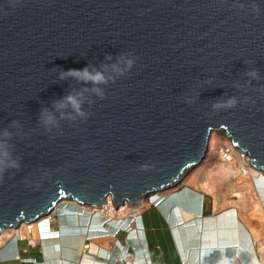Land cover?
Returning <instances> with one entry per match:
<instances>
[{"label":"water","instance_id":"obj_1","mask_svg":"<svg viewBox=\"0 0 264 264\" xmlns=\"http://www.w3.org/2000/svg\"><path fill=\"white\" fill-rule=\"evenodd\" d=\"M119 53L135 64L104 99L84 93L94 100L84 105L88 119L46 132L42 108L91 89L60 73L91 66L117 76ZM252 68L261 80L249 88ZM261 85L264 0H0V147L20 162L0 179V233L46 218L65 199L97 206L111 195L118 208L173 188L204 159L213 131L264 176V95L253 89ZM230 96L255 102L212 112Z\"/></svg>","mask_w":264,"mask_h":264},{"label":"crops","instance_id":"obj_2","mask_svg":"<svg viewBox=\"0 0 264 264\" xmlns=\"http://www.w3.org/2000/svg\"><path fill=\"white\" fill-rule=\"evenodd\" d=\"M256 189L262 193L257 185ZM261 201L262 214L258 211L250 226L237 208L211 201L188 185L152 202L133 219L121 221L65 203L58 217L66 226L74 222L72 227L58 233L56 218L55 234L42 236L38 230L23 241H4L0 264H132L128 257L126 262L119 261V244L133 246L129 255L146 257L152 264H264V195ZM108 221L132 226L130 236L122 231L118 237L89 232L91 224L102 226ZM89 238L90 249L85 251Z\"/></svg>","mask_w":264,"mask_h":264},{"label":"clouds","instance_id":"obj_3","mask_svg":"<svg viewBox=\"0 0 264 264\" xmlns=\"http://www.w3.org/2000/svg\"><path fill=\"white\" fill-rule=\"evenodd\" d=\"M18 2H20V0H18ZM224 2H227V0H224ZM233 6L236 7V3H234ZM251 8H252L253 13H255L256 15L260 14V9L257 4L255 3L252 4ZM238 9L243 10L244 4L239 3ZM105 59L111 60L112 59L111 54H107L105 56ZM121 63L123 65V68L122 70H119V66L121 65ZM134 64H135V59L132 56H130L129 54H125V53H119L117 56V62L112 65L113 69L117 70V76H114V77H105V75L100 71H96V70L90 71L89 68L91 66L85 67L83 69H69L67 71H62L59 75V79L65 80V79L71 78V79L76 80L78 83H81L84 85H91V89L84 88L75 93L70 92L68 95L61 97L59 100H54L52 102L51 110L48 108L41 109L37 122L41 126H43L46 132H52L53 129H56L58 131L60 130V120L67 119L73 122H76L77 120L86 121L90 113L84 110V105L85 103H88L89 106H91L94 103V100L86 101L84 98V93L90 90L95 95V97L99 99H104L105 98L104 88L108 86L110 83H115L117 78L125 76L133 68ZM245 76L248 78L246 85L249 88L251 87L252 81H256L257 83H259V81L261 80L259 70L255 68L247 70L245 72ZM234 87L237 88V91H241V88L239 86L234 85ZM253 89L256 92H259L261 95H264V85H261L260 87L253 88ZM193 102L194 101L192 99H187L185 101L186 104H192ZM254 102L255 101H253L251 97H248V96H244L243 98H238L236 96H230L227 99H217L214 103L211 104V110L213 113H219L221 111H228V110L236 109L238 104H242L246 106L249 103H254ZM68 109H71L74 115H71V116L65 115V112ZM56 112L60 113L59 120L56 118V115L54 114ZM12 123L17 124L18 122L14 121ZM152 168H153L152 165L142 164L140 165L139 171L148 172V171H151ZM9 169H14L16 172L20 171V162L18 159L13 158L12 152L7 146L0 147V179L3 178V174L7 172ZM258 179H262V177ZM254 185L256 187L255 182H254ZM149 201H151V199ZM59 208L57 209V212L59 211ZM60 212L61 210L59 211V213ZM58 214H57V218H58ZM45 221H48V219L41 218L38 221L39 222L38 227L42 231V233L39 232V234L42 236L47 235V234H55L54 232L48 231L51 228V224L49 223V221L47 223H45ZM107 224L109 223L106 222V224L102 226H96V227H92L93 225L91 224L89 228V232L90 233L98 232L102 236L111 235L110 230L106 229V227H108L106 226ZM127 227H129V225ZM124 228L125 227L118 225L116 226L115 229H117V231L120 232ZM129 231L132 232V230L128 228L127 236H130L131 234L129 233ZM57 232L59 233L61 232V230L58 229ZM99 264H111V262L104 261Z\"/></svg>","mask_w":264,"mask_h":264},{"label":"rangeland","instance_id":"obj_4","mask_svg":"<svg viewBox=\"0 0 264 264\" xmlns=\"http://www.w3.org/2000/svg\"><path fill=\"white\" fill-rule=\"evenodd\" d=\"M221 136H223V134H221ZM217 151L218 150H215V151L210 150V147L208 146L206 155L204 159L202 160V162L198 164L195 168L190 170L188 173L183 175V177L180 179L179 183L175 185V187L161 191L159 195L150 196L149 198L143 197L142 199L144 200V203H142V205L129 204V206H132V208L126 216L122 215L121 217H117V216L111 217V215H109L108 212L98 213V212H93L92 210H89V209L88 210L90 211L91 214L103 216L108 220H112V221L127 220L130 217H134L137 214H141L145 210V208L149 204H151L154 200H155L154 202H158V199L167 195L168 193L176 191L188 185L190 187H196L200 192L204 193L207 199L211 201H214L218 204H226L228 205V207L230 206V207L237 208L241 214V217L244 223L250 226L252 217H254L255 219L256 215H258V211L259 213L262 214V209L260 210L259 206L263 207L261 197L262 195H264V190L261 193V191L259 192L255 187L256 191L254 190L252 191L249 188V185L250 184L254 185V182H255L254 179H258L262 177V179L264 180V176L262 175L261 172H259L261 174L258 177H252L251 180H248V181L244 179L243 176H239L238 178H231L228 174V171H226L225 169V167L226 168L228 167L227 166L224 167L223 164L221 165V163L220 164L216 163L217 160L214 157L218 156ZM153 198L155 199L149 201L150 199H153ZM63 204L65 203L63 202L62 204H60L59 207H61ZM58 213L59 211L57 212V210H55V212H53L51 216L44 218V219H48L49 223L52 226L48 230L49 232L56 231V230H53V225L55 226V219L57 218ZM109 222L110 221H108L107 223ZM37 224L39 225V222ZM131 227L132 226H130L129 228ZM39 232L42 233L40 228H39ZM32 233L34 232L32 231ZM129 233H131V231H129ZM0 236H2L1 233H0ZM11 239L12 238H10L9 240ZM89 240L90 238L87 239L88 242L86 243V245L89 248L85 251H89L90 249ZM85 247L86 246H84V249Z\"/></svg>","mask_w":264,"mask_h":264},{"label":"bare ground","instance_id":"obj_5","mask_svg":"<svg viewBox=\"0 0 264 264\" xmlns=\"http://www.w3.org/2000/svg\"><path fill=\"white\" fill-rule=\"evenodd\" d=\"M221 134H223V133L213 131L210 134L209 141H208V146L210 147V150H212V151L218 150L217 151V155H218V152L220 150H224L225 151V150L228 149L229 152H230L228 156L230 157L229 160L231 162L229 164L226 160L223 159V157H220L218 155V156H215L214 157L217 160L216 163H218V164L221 163V165L223 164L224 167L227 166L228 168L225 167V169H226V171H228V174H229V176L231 178H238L239 176H243V178L248 181V180H251L252 177H257L258 175H260L261 174V173H259L260 171L257 170V169H255L253 167V164H252V161H251V157L248 154L247 155H244L242 152H240L238 149H236L231 144V141L226 137V135L223 134V136H221ZM193 168H195V167H193ZM204 188H206V187H204ZM249 188L252 191L253 190L256 191L255 186L253 184H250L249 185ZM164 190H166V189H164ZM160 193L161 192H158L157 194L159 195ZM63 202L64 203H68V204H76V205H78L79 207H81L83 209H87V210L89 209V210H92L93 212H100V213H102V212H108L109 215L114 216V217L115 216L121 217L122 215L123 216H126L130 212V210L132 208V206H129L128 203H124L123 205L118 206V208H117L116 205H115V202L113 200V197L111 195L108 196L103 201H101L100 205H97V206H91V205H88V204H81V203H78V202L76 203L74 200H69L68 201V200L65 199V200L60 201L55 206V208L53 209V211H51L48 214L47 217L51 216L52 213L55 212V210H57V208ZM142 203H144V200L143 199H140L139 202H136L134 204L142 205ZM259 207L261 209V206H259ZM38 221L39 220H37L36 222L31 223V224L22 223L16 229L8 230V228H5L1 232L2 236H0V245H2L4 241L12 238V235H15V233L18 234V232H19L18 229H20L22 231L26 230V233H24L26 235L29 232L31 234L32 231L35 234H37L38 233V230H39V227H38V224H37ZM87 248H88V246L85 247V249H87Z\"/></svg>","mask_w":264,"mask_h":264},{"label":"trees","instance_id":"obj_6","mask_svg":"<svg viewBox=\"0 0 264 264\" xmlns=\"http://www.w3.org/2000/svg\"><path fill=\"white\" fill-rule=\"evenodd\" d=\"M255 183H256V185H257V187L258 188H260L262 191L264 190L263 188V186H264V182H263V180L262 179H258V180H255ZM155 198H153V199H151V200H154ZM69 208V207H68ZM62 213V210H61V212H60V214ZM58 219H59V228H60V230L62 231V230H66V229H69L70 227H72L75 223L73 222H71L70 224H69V226H66V224H68V223H65V221L63 220V218L62 217H58ZM48 221H45V223H47ZM131 222V221H130ZM120 223H119V221H117V222H112V223H109V224H107V226L108 227H106V229H108V230H110V234L112 235V236H114V237H118V235L120 234V232H118L117 231V229H115L116 228V226H118ZM92 227H96L94 224H93V226ZM128 228L129 227H125L123 230H122V232H124V233H127V231H128ZM101 234H99V235H96V236H100ZM102 236V235H101ZM132 248H134L133 246L131 247H129V246H127L126 244L125 245H121V244H119V250H121L122 251V255L119 257V259H125L126 258V255H128V254H130L129 252H130V250L132 249ZM111 260V259H110Z\"/></svg>","mask_w":264,"mask_h":264},{"label":"built area","instance_id":"obj_7","mask_svg":"<svg viewBox=\"0 0 264 264\" xmlns=\"http://www.w3.org/2000/svg\"><path fill=\"white\" fill-rule=\"evenodd\" d=\"M229 150L227 149V150H220L219 152H218V155L220 156V157H223V159L224 160H226L228 163H230L231 161L229 160ZM132 219H133V217H132ZM27 224V223H26ZM137 228V227H136ZM11 229H16V228H10V229H8V230H11ZM138 230V229H137ZM141 230V229H140ZM18 234H16L15 233V235H12V238H17V239H19V240H21V241H23V240H26L27 239V236H29L30 235V232L26 235V234H24V232L26 233V230H24V231H22V230H20V229H18ZM26 236V237H25ZM87 246V245H86ZM88 249V248H87ZM87 249H85V250H87ZM126 257H128V259H129V261L132 263V264H152L151 263V261L149 260V259H146V257H143V258H136L135 256H132V255H126ZM120 262H126L127 261V258H125V259H120L119 260Z\"/></svg>","mask_w":264,"mask_h":264}]
</instances>
